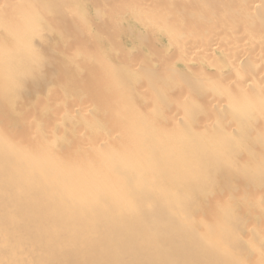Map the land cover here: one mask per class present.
<instances>
[{"label": "bare ground", "instance_id": "1", "mask_svg": "<svg viewBox=\"0 0 264 264\" xmlns=\"http://www.w3.org/2000/svg\"><path fill=\"white\" fill-rule=\"evenodd\" d=\"M0 264H264V0H0Z\"/></svg>", "mask_w": 264, "mask_h": 264}, {"label": "rangeland", "instance_id": "2", "mask_svg": "<svg viewBox=\"0 0 264 264\" xmlns=\"http://www.w3.org/2000/svg\"><path fill=\"white\" fill-rule=\"evenodd\" d=\"M37 28L38 29H41V28H43V27H41V26H37ZM178 65H182V61L180 62V61H178ZM55 89L56 90H58L57 89V87L55 86ZM59 91V90H58ZM46 93V94H45ZM45 93H42V94H33V95H29L28 97H27V100L29 101V108L31 109V112H33V113H35L36 112V110H35V107H36V105H37V102H39V100H42V99H45V102H47L48 103V106L46 107L47 108V111H49L50 113H51V111H53L55 108V106L56 105H58V106H60V107H62V104H61V101L60 100H57V99H60V97L62 98L63 97V99L65 100V101H74L76 98H77V96L76 97H68V94H62V92H58L61 96H58V95H55V97H54V100H52L51 102H50V98H51V96L49 97L48 95H49V91L48 92H45ZM70 96V95H69ZM49 100V101H48ZM56 101L58 102L59 101V103H56ZM50 103H51V105H50ZM54 104V105H53ZM173 113L176 115L177 113L179 114V113H182L181 112V110H177V111H173ZM72 116H74V117H76V115H72ZM65 118V116L63 115L62 117H61V119L60 120H58V122L60 121L61 123H58V122H56L55 121V125H57V126H59V125H61V126H64V125H68V123H67V121H66V119H64ZM71 124H73L72 126H74V128H76V127H79L81 124H79V123H77V122H75V121H73ZM67 128V127H66ZM232 130H230V132H231ZM236 131V132H235ZM235 131L232 133L233 135H234V133L236 134H238V137L236 136V139L235 140H237L239 137H241V132H242V124H239L238 123V126L235 128ZM239 140H240V138H239ZM240 141H242L243 142V140L241 139Z\"/></svg>", "mask_w": 264, "mask_h": 264}]
</instances>
